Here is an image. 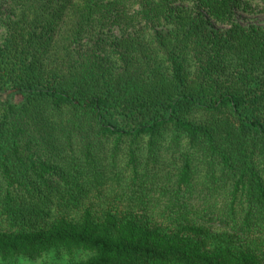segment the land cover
Returning <instances> with one entry per match:
<instances>
[{
    "label": "trees",
    "instance_id": "trees-1",
    "mask_svg": "<svg viewBox=\"0 0 264 264\" xmlns=\"http://www.w3.org/2000/svg\"><path fill=\"white\" fill-rule=\"evenodd\" d=\"M240 5L264 10L0 0V264H264V25Z\"/></svg>",
    "mask_w": 264,
    "mask_h": 264
},
{
    "label": "rangeland",
    "instance_id": "rangeland-1",
    "mask_svg": "<svg viewBox=\"0 0 264 264\" xmlns=\"http://www.w3.org/2000/svg\"><path fill=\"white\" fill-rule=\"evenodd\" d=\"M234 18L241 25L246 26L248 24H256V25H264V10L261 8V5H250L249 7H244V5H240L234 10ZM112 33L118 35L119 32L117 29H113ZM66 259V255H64L59 260L51 255L50 258H40L35 261H19V264H46L51 262L60 261L59 264H64Z\"/></svg>",
    "mask_w": 264,
    "mask_h": 264
}]
</instances>
